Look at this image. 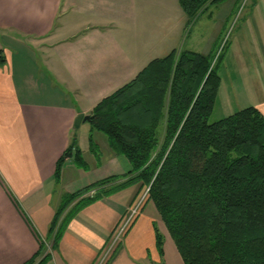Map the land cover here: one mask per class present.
Instances as JSON below:
<instances>
[{
    "label": "crops",
    "instance_id": "1",
    "mask_svg": "<svg viewBox=\"0 0 264 264\" xmlns=\"http://www.w3.org/2000/svg\"><path fill=\"white\" fill-rule=\"evenodd\" d=\"M235 6H210L193 26L214 20L222 31ZM184 21L177 0H0V264H26L36 255H47L41 264L96 262L138 186L107 193L126 180L129 166L100 134L91 133L90 148L88 122L78 136L73 120L151 59L183 47L210 50L193 48L207 34L184 39ZM235 47L239 102L264 118V0L250 1ZM73 139L80 161L66 158L54 180ZM108 178L117 180L96 188ZM88 188L98 192L95 200H71ZM33 233L48 246L53 238L52 250ZM104 264L182 263L146 202Z\"/></svg>",
    "mask_w": 264,
    "mask_h": 264
},
{
    "label": "trees",
    "instance_id": "2",
    "mask_svg": "<svg viewBox=\"0 0 264 264\" xmlns=\"http://www.w3.org/2000/svg\"><path fill=\"white\" fill-rule=\"evenodd\" d=\"M225 1L177 0L185 29ZM211 57V50L172 49L148 61L92 107L88 144L93 147L91 133L100 134L112 155L126 160V180L107 193L147 188L182 264H264V118L246 107L207 122L218 86ZM74 146L73 139L56 161L54 180L66 158L79 163ZM93 190L71 200L89 203L98 196ZM89 191L91 198H81ZM156 246L160 254L158 236Z\"/></svg>",
    "mask_w": 264,
    "mask_h": 264
},
{
    "label": "rangeland",
    "instance_id": "3",
    "mask_svg": "<svg viewBox=\"0 0 264 264\" xmlns=\"http://www.w3.org/2000/svg\"><path fill=\"white\" fill-rule=\"evenodd\" d=\"M250 1L251 0H240L236 4L233 14L229 18L228 22L223 26L222 31L215 25V22L211 25V22L214 20H211L208 24L204 22V19L197 22L194 26L191 25L187 29H184L183 35L186 40L189 38L191 39L193 36L197 37V35L201 33L207 34L206 38H203L201 45L193 46V48L201 50L200 52L207 48L212 52L211 65L214 66V71L218 77V86L212 110L207 119L208 123L219 121L227 117V115L240 110L244 106L243 103L239 102L240 94L238 93L235 83L236 77L233 65L237 62L235 60L237 26L240 24L241 17L247 10ZM193 44H197V39ZM230 53L231 56H233L231 64H229ZM84 128L85 124L81 125V127L77 130L78 136H81ZM146 189L147 188L138 190L132 204L141 198V196H144ZM146 202H150L147 199V193L145 194L142 204Z\"/></svg>",
    "mask_w": 264,
    "mask_h": 264
},
{
    "label": "built area",
    "instance_id": "4",
    "mask_svg": "<svg viewBox=\"0 0 264 264\" xmlns=\"http://www.w3.org/2000/svg\"><path fill=\"white\" fill-rule=\"evenodd\" d=\"M145 194L147 193L148 189L145 190ZM94 192L89 191L88 193L84 194L81 198H91L93 196ZM144 196H141L138 200H136L131 207L128 209L126 215L124 216V219L119 223V225L116 227L114 232L112 233L107 245L101 252L100 256L96 260L94 264H104L105 261L108 259L110 253L112 250L118 245L120 242L122 236L126 232L127 228L129 225L132 223V221L135 219V217L138 215L140 208L142 206V202L144 200ZM34 235V233H33ZM36 241L38 242L39 245H42L46 248L48 251L50 248V245L45 242V240L40 239L36 234L34 235Z\"/></svg>",
    "mask_w": 264,
    "mask_h": 264
},
{
    "label": "water",
    "instance_id": "5",
    "mask_svg": "<svg viewBox=\"0 0 264 264\" xmlns=\"http://www.w3.org/2000/svg\"><path fill=\"white\" fill-rule=\"evenodd\" d=\"M89 119V115H83L82 113L76 114L71 126V130L76 131L80 124L89 122Z\"/></svg>",
    "mask_w": 264,
    "mask_h": 264
}]
</instances>
